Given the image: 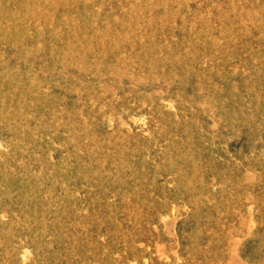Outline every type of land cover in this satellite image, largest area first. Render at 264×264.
<instances>
[{"label":"rangeland","instance_id":"rangeland-1","mask_svg":"<svg viewBox=\"0 0 264 264\" xmlns=\"http://www.w3.org/2000/svg\"><path fill=\"white\" fill-rule=\"evenodd\" d=\"M0 264H264V0H0Z\"/></svg>","mask_w":264,"mask_h":264}]
</instances>
